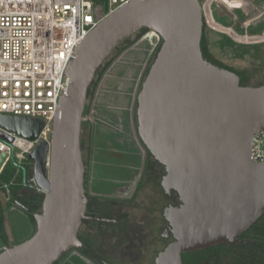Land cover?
I'll list each match as a JSON object with an SVG mask.
<instances>
[{
	"label": "water",
	"instance_id": "obj_1",
	"mask_svg": "<svg viewBox=\"0 0 264 264\" xmlns=\"http://www.w3.org/2000/svg\"><path fill=\"white\" fill-rule=\"evenodd\" d=\"M140 30L162 42L138 94V133L165 166L166 190L180 201L166 210L174 241L156 264H182L184 254L231 245L264 216V165L250 159L251 139L264 130V85L242 86L236 74L203 58L199 0H136L106 17L78 46L50 144L41 141L28 156L43 195L36 231L0 253V264H54L79 247L87 90L109 54ZM43 125L0 115V128L31 141Z\"/></svg>",
	"mask_w": 264,
	"mask_h": 264
},
{
	"label": "flooded vegetation",
	"instance_id": "obj_2",
	"mask_svg": "<svg viewBox=\"0 0 264 264\" xmlns=\"http://www.w3.org/2000/svg\"><path fill=\"white\" fill-rule=\"evenodd\" d=\"M236 4L227 7L216 1V15L212 8L210 11L211 26L206 24L201 6L202 38L204 27L209 26L240 46V61L264 63V0H240ZM227 15L231 27L217 21L226 20ZM237 25L240 32L234 29ZM225 31L240 39L234 40ZM149 32H143L144 41ZM152 39L156 43L152 51L144 48L146 42L140 44L141 48L129 43L118 46L99 67L87 90L80 132L85 202L77 234L80 245L54 264H156L174 241L166 210L179 207L180 201L175 192L166 190L165 166L140 138L136 115L138 94L162 42L160 37ZM201 51L208 61L202 46ZM130 52L134 53L132 57ZM24 191L36 193L43 200L33 185ZM18 204L19 212L25 215L23 205ZM27 231L35 232V226L29 223Z\"/></svg>",
	"mask_w": 264,
	"mask_h": 264
},
{
	"label": "built area",
	"instance_id": "obj_3",
	"mask_svg": "<svg viewBox=\"0 0 264 264\" xmlns=\"http://www.w3.org/2000/svg\"><path fill=\"white\" fill-rule=\"evenodd\" d=\"M134 1L0 0V115L44 124L33 141L0 128L3 227L7 226L8 208L19 209V198L13 191L20 194L28 185L36 187L32 181L34 164L28 156L41 141L50 144L53 122L60 114L67 87V70L78 46L106 17ZM203 13L206 18L205 9ZM250 159L264 165V130L251 139ZM8 169L10 176L3 179ZM8 248L0 236V253Z\"/></svg>",
	"mask_w": 264,
	"mask_h": 264
},
{
	"label": "trees",
	"instance_id": "obj_4",
	"mask_svg": "<svg viewBox=\"0 0 264 264\" xmlns=\"http://www.w3.org/2000/svg\"><path fill=\"white\" fill-rule=\"evenodd\" d=\"M227 16L229 18H226V20L223 18L217 19V21L225 27H231V17L229 15ZM234 29L240 32L238 25ZM207 42L211 50L221 54L230 53L233 60H240L242 57L240 46L224 34L208 30ZM7 176H10L9 169L6 171L3 179H7ZM21 181V178H19L18 182L20 183ZM13 195L19 198L18 201L24 207L26 225L28 226L31 223L36 229L34 215L41 212L42 198L36 193L23 190L18 194L16 189L13 191ZM0 236L3 242L8 245L6 228L2 225H0ZM30 237H27L25 240ZM182 259L183 264H264V216L260 217L233 244H220L197 252L188 253Z\"/></svg>",
	"mask_w": 264,
	"mask_h": 264
},
{
	"label": "rangeland",
	"instance_id": "obj_5",
	"mask_svg": "<svg viewBox=\"0 0 264 264\" xmlns=\"http://www.w3.org/2000/svg\"><path fill=\"white\" fill-rule=\"evenodd\" d=\"M220 2L221 4H225V6L228 7H234L237 6L236 2H231L230 5L228 3H225L223 0H203L200 1L201 6L203 9H205L206 12V24L210 25L212 24L211 20V8L213 10V13L215 14L217 9L214 5L215 2ZM213 4V5H211ZM227 4V5H226ZM223 7H221V10ZM224 10V9H223ZM204 24V26H206ZM211 26V25H210ZM212 27H215V25H212ZM211 28V27H210ZM209 26L204 27V37L202 38L201 46L203 48L204 56L210 61L211 63L221 66L224 69H227L234 74H236L239 77L240 82L245 83L249 85L250 87H258L264 85V63L257 64L256 62H252L250 60L247 61H240V60H233L230 53L228 54H221L219 52H215L214 50H211L208 46L207 42V36H208V30L210 29ZM145 30H140L139 32L135 33L131 37H129L124 44L129 43V46H135L136 48H141L144 46L145 49L152 51V48L155 47V41L153 42L152 38H157V35L153 32H149L147 37V43H144L146 41L145 37L143 35V32ZM213 31V30H212ZM226 33L233 37L234 40H236V36H239L236 34V36L232 35V32L225 31ZM240 38H237L239 40ZM143 44L141 46L140 44ZM124 44H120L119 46L124 47ZM158 50L156 53H158ZM155 53V55H156ZM134 53L130 52L129 56L132 57ZM98 71V70H97ZM15 207L7 210V226H6V232L8 235V246L12 247L18 243L23 242L27 237H30L33 235V233H30L27 231V225L25 223V215L21 214L18 209H14ZM39 214V213H36Z\"/></svg>",
	"mask_w": 264,
	"mask_h": 264
}]
</instances>
